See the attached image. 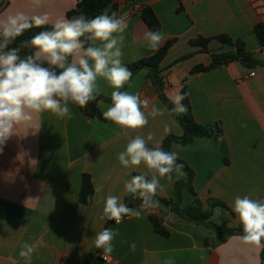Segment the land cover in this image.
I'll list each match as a JSON object with an SVG mask.
<instances>
[{
  "label": "crops",
  "instance_id": "0c3cea01",
  "mask_svg": "<svg viewBox=\"0 0 264 264\" xmlns=\"http://www.w3.org/2000/svg\"><path fill=\"white\" fill-rule=\"evenodd\" d=\"M79 1L42 0L40 7H33L29 0H0V17L15 11L29 15L46 12L54 21L67 18V12ZM115 2L117 15L124 16L128 23L123 64L137 62L157 51L142 43L143 34L150 29L141 18V10L149 6L161 23L159 31L165 34V41L175 39L161 63L166 97L171 101L186 85L196 121L203 125L222 124L221 137H202L188 145L172 142L170 151L178 153L179 159L194 172L192 187L204 207H208L210 199L225 204V208L214 210L213 223L237 228L240 223L232 211L235 198L247 195L264 199V47L254 34L255 25L264 23V0ZM107 10L111 11L112 6ZM220 34L244 41L246 49L262 64L248 68L234 61L192 74L195 66L210 65L212 54L224 49L216 39L210 41L208 52L190 41ZM187 54H191L188 59L176 63ZM99 83L101 96L111 99L114 89L103 80ZM124 91L148 99L146 111L152 104L166 109L163 116L149 117V124L139 134L146 137L152 133L161 146L168 135L183 134L146 70L133 75ZM110 104L100 99V112ZM70 109V119L50 112L38 114V131L18 126L0 152V264H25L19 256L21 244L37 241L43 245L33 254L31 264H62L63 260L65 264H84L89 255V264H164L168 257L174 259V264H264V246H242L234 239L241 233L221 235L213 228L186 221L158 201H176L177 183L181 182L184 185L180 206L193 203L184 170L186 175L179 180L175 173L172 180H160L161 187L154 197L158 207L144 210L139 219L131 217L120 224H109L108 228L119 235L113 241L114 251L103 260L102 250L95 247L93 240L108 222L100 219L103 203L98 202L99 197L117 195L126 204L129 194L125 193V182L145 169L141 166L130 174L118 161V154L137 133L125 134L110 121L85 115L76 105L70 104ZM84 174L91 176L94 188L89 205L79 200ZM98 186L100 193L95 191ZM150 213L161 220L170 233L168 238L154 231ZM133 242L135 251L129 247Z\"/></svg>",
  "mask_w": 264,
  "mask_h": 264
},
{
  "label": "clouds",
  "instance_id": "9594fccd",
  "mask_svg": "<svg viewBox=\"0 0 264 264\" xmlns=\"http://www.w3.org/2000/svg\"><path fill=\"white\" fill-rule=\"evenodd\" d=\"M29 3L40 7L42 0H29ZM49 24L51 30L39 31L29 40L21 41L19 46L9 47L26 31ZM127 27L124 16L114 11L109 14L107 9L93 18L79 14L54 21L46 12L29 15L15 11L0 17V152L18 126L38 131L41 127L36 122L38 114L50 112L58 118L70 119V104L86 108L102 94L99 82L105 81L114 90L111 104L102 112L103 118L125 134L137 133L118 154V161L130 174L141 166L145 169L124 184L125 193L141 201L138 209L128 207L117 195L99 197L98 202L103 203L100 219L116 224L126 217L139 219L144 210L158 207L154 197L161 187V179L172 180L173 173L177 180L186 175L183 164L177 163L178 153L165 151L161 142L154 141L152 133L146 137L139 134L149 124V117L163 116L166 109L152 104L146 111L150 105L148 99L121 90L132 77L122 62ZM165 39L162 31H145L142 43L156 51ZM23 49H30V54L22 57ZM184 99L183 94L172 97L171 112L186 114ZM95 191L100 193L102 189L98 186ZM232 211L242 225V234L234 239L250 249L264 246V199L237 196ZM118 235L112 228L96 233L94 245L102 250V257L114 251L113 241ZM42 245V241L24 242L19 256L25 264H31L33 254ZM129 247L135 251L136 243ZM164 264H174V259L168 257Z\"/></svg>",
  "mask_w": 264,
  "mask_h": 264
},
{
  "label": "trees",
  "instance_id": "16d2710c",
  "mask_svg": "<svg viewBox=\"0 0 264 264\" xmlns=\"http://www.w3.org/2000/svg\"><path fill=\"white\" fill-rule=\"evenodd\" d=\"M110 5L112 6V10L109 11V14H111V12L113 11L116 12L117 3L115 2V0H80L73 9L67 12L66 16L68 19H71L76 15L84 14L88 18H93L101 14ZM141 18L144 21V23L148 26L150 31L160 30L161 23L151 7L146 6L142 8ZM44 30H51V25H46L44 28H40V29L33 28L29 31H26L23 36L17 38L15 43L10 45L9 47L19 46L21 41L29 40L33 35H35L39 31H44ZM254 34L256 35L260 45L264 47V23L259 22L255 25ZM213 39L218 40L222 44L224 51L213 53L211 64L208 66H204V65L195 66L191 70L192 74L210 71L212 69H216L224 65H228L234 61H239L248 68H254L262 64L260 60L256 59L254 55L246 49V44L244 41L240 39L233 40L230 36L226 34H220L213 38L198 37L194 40H191L190 44L200 46L202 51L208 52V45L210 41ZM174 42H175L174 38L168 39L154 54L145 57L137 62L131 64H124L131 71L132 77L142 69L147 71V76L151 80L152 84L156 87L160 99L167 106L170 113L172 114L174 119L178 122V124L181 126L183 130V134L179 137L174 135H168L164 139L162 143V147L165 151H170V145L172 142H179L182 145H188L193 143L198 138L221 137L223 135V127L220 122H217L212 125H203L196 121L193 113V108L188 97L186 85H183L180 94L185 95V99L182 101V104H184L187 107L188 109L187 113L177 115L171 112V109L174 107V105L166 97L164 93L166 82L164 77L162 76L161 63L163 59L166 57L168 50L170 49V47ZM30 52H31L30 49H23L20 55L23 57L27 54H30ZM190 56L191 54L181 56L176 61V63L184 61L188 59ZM124 89L125 86L121 90L124 91ZM100 99H105L106 101L111 103V99L103 98L100 95L97 97L96 101L89 103L86 108L81 109L78 106L77 107L85 115H88L90 117H96L100 120H105L98 108V101ZM177 163L183 164V170L185 171L188 177V180L185 185L188 186L189 190L193 194L194 201L191 205L187 207L182 208L180 206L181 189L182 186L184 185L181 182L177 183L178 199L176 201L165 200V199H158V201L164 203L165 205L170 206L175 213H177L186 221H189L196 225H202L213 228L221 235H234L236 233L242 234V225H239L235 229H231V228H225L219 225H215L213 223L212 216L214 210L216 208H225L226 207L225 204L219 200L210 199L207 201L208 207H204L203 202L201 201L198 194L195 192L194 188L192 187L194 172L183 160L178 159ZM135 175H139V174H135ZM93 195H94V188H93L91 176L88 174H84L82 176V184L79 194V200L82 204L89 205L93 201ZM140 204L141 201L139 199H133L131 195H129L126 198V205L130 208L138 209ZM148 216L153 224L154 231L160 234L161 236L168 238L170 236V233L163 226L158 216L152 213H150ZM112 222L113 221H108L105 228H108L109 224H111ZM91 257L92 255H89L86 258L84 264H89ZM262 258H263V254H262Z\"/></svg>",
  "mask_w": 264,
  "mask_h": 264
},
{
  "label": "built area",
  "instance_id": "2783aa9c",
  "mask_svg": "<svg viewBox=\"0 0 264 264\" xmlns=\"http://www.w3.org/2000/svg\"><path fill=\"white\" fill-rule=\"evenodd\" d=\"M251 76H253L254 75V73H251L250 74ZM131 219V217H126L122 222H124V221H128V220H130ZM121 222V223H122ZM113 223H115L114 221H113ZM116 224V223H115ZM103 258V260H107L108 258L106 257V258H104V257H102ZM62 264H65V262H64V260L61 262Z\"/></svg>",
  "mask_w": 264,
  "mask_h": 264
}]
</instances>
